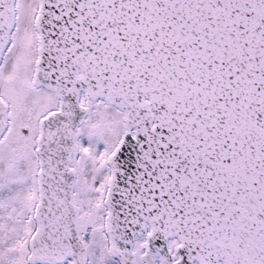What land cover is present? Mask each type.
I'll return each instance as SVG.
<instances>
[{"label":"snow or ice","instance_id":"6c2138e0","mask_svg":"<svg viewBox=\"0 0 264 264\" xmlns=\"http://www.w3.org/2000/svg\"><path fill=\"white\" fill-rule=\"evenodd\" d=\"M0 264H264V0H0Z\"/></svg>","mask_w":264,"mask_h":264}]
</instances>
